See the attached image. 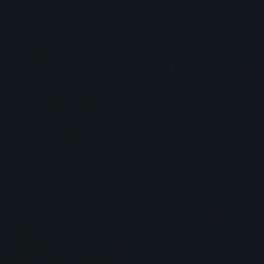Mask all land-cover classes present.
Listing matches in <instances>:
<instances>
[{"label": "water", "instance_id": "1", "mask_svg": "<svg viewBox=\"0 0 264 264\" xmlns=\"http://www.w3.org/2000/svg\"><path fill=\"white\" fill-rule=\"evenodd\" d=\"M0 264H264V0H0Z\"/></svg>", "mask_w": 264, "mask_h": 264}]
</instances>
